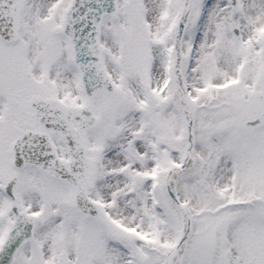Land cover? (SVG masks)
<instances>
[{
    "label": "snow or ice",
    "instance_id": "1",
    "mask_svg": "<svg viewBox=\"0 0 264 264\" xmlns=\"http://www.w3.org/2000/svg\"><path fill=\"white\" fill-rule=\"evenodd\" d=\"M0 264H264V0H0Z\"/></svg>",
    "mask_w": 264,
    "mask_h": 264
}]
</instances>
